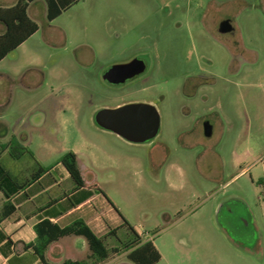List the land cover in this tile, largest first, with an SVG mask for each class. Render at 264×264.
Returning a JSON list of instances; mask_svg holds the SVG:
<instances>
[{
	"label": "rangeland",
	"instance_id": "1",
	"mask_svg": "<svg viewBox=\"0 0 264 264\" xmlns=\"http://www.w3.org/2000/svg\"><path fill=\"white\" fill-rule=\"evenodd\" d=\"M27 13L37 31L0 62L10 75L0 77V144L15 138L44 167L75 152L85 177L153 242L155 264H264V0H77L51 21L35 0ZM224 19L233 29L220 33ZM135 57L144 72L103 80ZM130 102L157 109L153 138L128 142L94 121ZM29 159L0 156L24 175ZM97 264L133 263L121 251Z\"/></svg>",
	"mask_w": 264,
	"mask_h": 264
},
{
	"label": "trees",
	"instance_id": "2",
	"mask_svg": "<svg viewBox=\"0 0 264 264\" xmlns=\"http://www.w3.org/2000/svg\"><path fill=\"white\" fill-rule=\"evenodd\" d=\"M35 0H16L12 5H0V60L9 52L17 48L27 38H29L38 29L37 23L31 19L27 13V8ZM46 7V19L51 21L68 9L77 0H44ZM6 152L9 157L15 160L28 155L35 163L34 170L24 180H18L5 168L0 162V191L4 196L10 197L24 189L29 183L37 182L38 178L45 172H48L53 166H42L28 150L21 145L15 138H11L7 143L0 144V155ZM68 172L74 183V190L83 188L84 182L77 166L76 154L73 151L65 152L58 161ZM92 191L99 192L118 213L122 222L116 227H109L104 235L95 234L82 220L75 221L73 224L59 227L50 223L47 219H41L34 225L35 239L25 245V249L32 250V256H19L14 253L11 247V240L0 231V256L7 257V264H31L38 260L40 264H49L45 259V250L49 243L61 236L68 234L82 235L85 237L88 245V254L82 260H65L62 264H97L106 259L109 253L125 252L127 260L133 264H155L160 260V253L151 240H143L141 235L134 227L120 215L111 201L105 196L102 189L93 185L92 189L81 195V198L91 194ZM80 199H77V202ZM70 204H76L71 201ZM11 209L6 208L2 211L1 217L5 218L10 214ZM44 214L50 212L43 211ZM54 214V213H51ZM118 229L124 230V237L117 236ZM113 236L117 242L110 249L106 245V238Z\"/></svg>",
	"mask_w": 264,
	"mask_h": 264
},
{
	"label": "crops",
	"instance_id": "3",
	"mask_svg": "<svg viewBox=\"0 0 264 264\" xmlns=\"http://www.w3.org/2000/svg\"><path fill=\"white\" fill-rule=\"evenodd\" d=\"M0 77L8 78L10 75L2 73ZM204 149L206 152L207 146ZM76 160L85 185L83 188L74 190V183L68 172L59 162H56L48 172L43 173L38 178L37 182L29 183L20 192L6 197L0 191V231L11 240L10 249L18 257L27 256L30 258L32 256V250L24 247L35 239L34 225L41 219H47L50 223L59 227L68 226L75 221L82 220L97 235H104L109 227L118 226V222L109 215L108 210L111 205L99 192L92 191L91 194L81 198V195L90 191L93 185L98 187L99 185L93 174L88 178L85 177L79 167L77 154ZM5 168L16 179L24 180L34 170L35 163L33 161L32 167L26 175L18 173L16 170L11 171L6 166ZM77 199L80 200L77 202ZM71 201L76 202V204H70ZM101 206L104 209L107 206V211L101 210ZM222 207L223 203L218 202L214 210L218 208L219 211ZM6 208H10L11 212L8 216L2 218L1 213ZM43 211L50 212V214H44ZM137 232L143 240H147L139 231ZM87 254L88 245L85 237L68 234L48 244L45 250V259L49 264H62L65 260L85 259ZM0 264H7V257L0 256ZM31 264H40V262L34 260Z\"/></svg>",
	"mask_w": 264,
	"mask_h": 264
},
{
	"label": "water",
	"instance_id": "4",
	"mask_svg": "<svg viewBox=\"0 0 264 264\" xmlns=\"http://www.w3.org/2000/svg\"><path fill=\"white\" fill-rule=\"evenodd\" d=\"M233 29L231 22L224 19L218 24L220 33ZM146 69L142 58H132L127 62L114 63L103 74V80L110 84H122L132 79ZM94 121L101 128L111 131L127 141L141 143L153 138L159 129V114L154 105L147 102H130L114 108L99 109L94 115ZM210 126L207 124V135ZM206 134V126H204Z\"/></svg>",
	"mask_w": 264,
	"mask_h": 264
},
{
	"label": "flooded vegetation",
	"instance_id": "5",
	"mask_svg": "<svg viewBox=\"0 0 264 264\" xmlns=\"http://www.w3.org/2000/svg\"><path fill=\"white\" fill-rule=\"evenodd\" d=\"M202 124H203V133H204V136H205V137L210 136L211 133H212V129H213V125H212V123H211L209 120L204 119L203 122H202ZM207 124H209V126H210V129H209V135H207ZM204 126H206V134H205ZM194 128H195V126L191 128V131H193ZM185 133H186V132H185ZM167 152H168V151H167ZM239 214H240V213H237L236 215H234V217H238V216H239V218H240L241 215H239ZM234 217L230 216V218H232V219H233Z\"/></svg>",
	"mask_w": 264,
	"mask_h": 264
}]
</instances>
